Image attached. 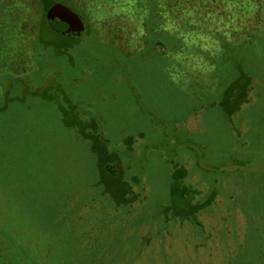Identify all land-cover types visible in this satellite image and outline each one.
Here are the masks:
<instances>
[{
	"label": "rangeland",
	"instance_id": "obj_1",
	"mask_svg": "<svg viewBox=\"0 0 264 264\" xmlns=\"http://www.w3.org/2000/svg\"><path fill=\"white\" fill-rule=\"evenodd\" d=\"M153 37L0 64V261L264 260V51Z\"/></svg>",
	"mask_w": 264,
	"mask_h": 264
},
{
	"label": "trees",
	"instance_id": "obj_2",
	"mask_svg": "<svg viewBox=\"0 0 264 264\" xmlns=\"http://www.w3.org/2000/svg\"><path fill=\"white\" fill-rule=\"evenodd\" d=\"M63 2L78 10L86 21L83 23L79 17L83 25L79 35L63 32L62 23L47 14L53 5ZM91 36L95 40L104 37L123 50L122 44L129 48L138 46L132 39L144 45L157 36L155 44L160 47L181 50L196 49L189 41L206 38L218 42L222 56L227 50L228 54L236 53L237 49L251 50L259 60L258 51H264V0H0V64L3 66L15 64L20 69L21 47L26 40V57L31 65L33 56L38 58L42 51L71 60L70 53L80 51L82 38ZM55 37L62 38L61 42ZM239 78L246 83L245 87L251 81L248 73H242ZM238 93L227 87L224 102ZM21 263L40 264L35 260ZM0 264L6 263L0 261ZM257 264H264V260Z\"/></svg>",
	"mask_w": 264,
	"mask_h": 264
},
{
	"label": "water",
	"instance_id": "obj_3",
	"mask_svg": "<svg viewBox=\"0 0 264 264\" xmlns=\"http://www.w3.org/2000/svg\"><path fill=\"white\" fill-rule=\"evenodd\" d=\"M48 16L61 22L60 29L72 35H79L83 27L79 17L61 4L53 5L47 12Z\"/></svg>",
	"mask_w": 264,
	"mask_h": 264
}]
</instances>
